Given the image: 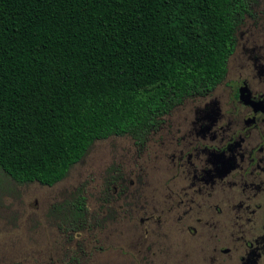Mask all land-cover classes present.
Here are the masks:
<instances>
[{
	"label": "trees",
	"instance_id": "1",
	"mask_svg": "<svg viewBox=\"0 0 264 264\" xmlns=\"http://www.w3.org/2000/svg\"><path fill=\"white\" fill-rule=\"evenodd\" d=\"M246 10V0H0V167L53 186L96 140L143 144L224 80Z\"/></svg>",
	"mask_w": 264,
	"mask_h": 264
},
{
	"label": "rangeland",
	"instance_id": "2",
	"mask_svg": "<svg viewBox=\"0 0 264 264\" xmlns=\"http://www.w3.org/2000/svg\"><path fill=\"white\" fill-rule=\"evenodd\" d=\"M255 3L257 19L238 31L243 49L248 31L255 36L264 23V0ZM240 57L237 48L226 79L236 74ZM217 98L215 93L186 99L145 146L139 147L130 135L96 140L53 186L20 183L0 167V264H224L239 251L213 252L216 237L229 235L223 231L228 216L200 213L195 205L203 201L200 196L185 193L183 203L175 192L183 181L162 178L168 176L165 168L175 164L177 149L189 150L198 136L211 142L213 132H202L200 120L208 117L213 128L217 119L211 110ZM171 186L174 191L169 192ZM261 201L264 205V197ZM190 226L197 228L196 234ZM263 257L264 252L259 259ZM226 262L239 264L237 257ZM255 264H264V259Z\"/></svg>",
	"mask_w": 264,
	"mask_h": 264
},
{
	"label": "flooded vegetation",
	"instance_id": "3",
	"mask_svg": "<svg viewBox=\"0 0 264 264\" xmlns=\"http://www.w3.org/2000/svg\"><path fill=\"white\" fill-rule=\"evenodd\" d=\"M255 1L246 0L247 10L236 26V44L230 55L231 57L238 48L244 64L239 58L233 77L226 79L227 71L224 80L210 93L193 96L206 97L216 93L218 97L215 108L211 110H215L214 116L217 119L213 128L210 125L212 120L208 117L200 120L202 132H213L211 142L198 136L194 138V144L189 150L177 149L175 164L165 168L169 169L168 176L162 177L183 181L180 190L175 191L181 194L183 203L186 202L183 194L192 193L191 195L203 199L200 204H195L200 213L216 217L225 215L223 219L228 216L223 220V231H228L229 235L216 237L219 244L215 242L216 247L213 246L216 249L213 248V252L219 250L221 254L229 255L234 249H238V252L245 250L241 256L237 252L226 257V260L237 257L239 264H255L264 259H259L264 252V205L261 201L264 197V23L260 24V31L255 36L248 31L245 49L242 48L243 41L238 35V31L248 20L257 19L253 10ZM259 21H263V18H259ZM246 72L248 76H242ZM219 85L222 86L217 91ZM171 112L162 118L160 127ZM160 127L152 131L143 144L134 139L135 143L139 147L145 146ZM168 172L173 174L169 175ZM186 182L190 184L187 185ZM173 188L171 186L169 192L174 191ZM201 206H204L203 210ZM233 214L234 219L230 217ZM215 227L222 229V226ZM188 229L197 233L194 226ZM217 245L223 246L218 249ZM185 256L190 254L187 252ZM210 257L217 260L216 255ZM226 260L222 263L229 264ZM204 263L211 264L208 261Z\"/></svg>",
	"mask_w": 264,
	"mask_h": 264
}]
</instances>
